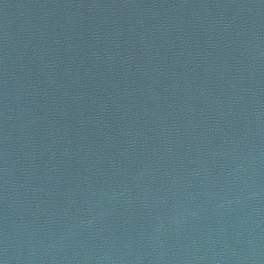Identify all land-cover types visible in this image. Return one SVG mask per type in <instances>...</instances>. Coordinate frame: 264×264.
<instances>
[{
	"label": "water",
	"instance_id": "obj_1",
	"mask_svg": "<svg viewBox=\"0 0 264 264\" xmlns=\"http://www.w3.org/2000/svg\"><path fill=\"white\" fill-rule=\"evenodd\" d=\"M0 264H264V0H0Z\"/></svg>",
	"mask_w": 264,
	"mask_h": 264
}]
</instances>
